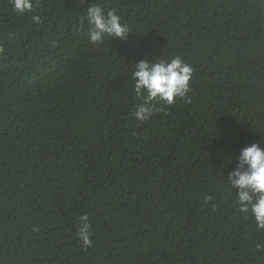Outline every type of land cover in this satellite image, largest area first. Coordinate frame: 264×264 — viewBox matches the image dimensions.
<instances>
[{"label":"trees","instance_id":"obj_1","mask_svg":"<svg viewBox=\"0 0 264 264\" xmlns=\"http://www.w3.org/2000/svg\"><path fill=\"white\" fill-rule=\"evenodd\" d=\"M92 4L127 39L92 44ZM34 5L0 0V264H264V230L227 182L244 147L264 146V0ZM177 56L188 97L137 120L134 65Z\"/></svg>","mask_w":264,"mask_h":264},{"label":"clouds","instance_id":"obj_2","mask_svg":"<svg viewBox=\"0 0 264 264\" xmlns=\"http://www.w3.org/2000/svg\"><path fill=\"white\" fill-rule=\"evenodd\" d=\"M17 13L31 12L34 0H11ZM33 22L39 24L41 17L34 16ZM87 23L89 41L99 46L106 37L127 39L128 25L114 11L107 10L99 4H92L86 10V17L81 25ZM2 51V49H0ZM193 68L179 56L172 59L156 58L141 60L134 65L132 79L134 90L138 96L144 97V103L137 106L134 116L139 121H147L153 115L152 101L174 104L178 98H187L191 91ZM147 93L144 96V93ZM190 102V101H189ZM236 159V168L231 171L227 182L237 190L236 204L239 211L251 214L257 228L264 230V146L252 143L244 147ZM205 201L211 202L212 197L206 196ZM38 231V229H34ZM92 224L87 214L78 218L77 237L83 246L90 247L93 243ZM258 251H264V242H257Z\"/></svg>","mask_w":264,"mask_h":264}]
</instances>
